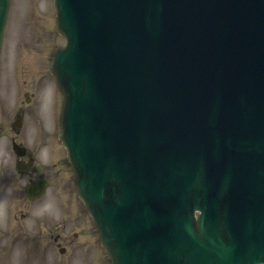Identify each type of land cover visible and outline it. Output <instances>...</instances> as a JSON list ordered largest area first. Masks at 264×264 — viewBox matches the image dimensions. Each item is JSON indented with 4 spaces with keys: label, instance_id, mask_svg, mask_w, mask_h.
Instances as JSON below:
<instances>
[{
    "label": "water",
    "instance_id": "1",
    "mask_svg": "<svg viewBox=\"0 0 264 264\" xmlns=\"http://www.w3.org/2000/svg\"><path fill=\"white\" fill-rule=\"evenodd\" d=\"M55 5L60 138L112 264H264V0Z\"/></svg>",
    "mask_w": 264,
    "mask_h": 264
},
{
    "label": "rangeland",
    "instance_id": "2",
    "mask_svg": "<svg viewBox=\"0 0 264 264\" xmlns=\"http://www.w3.org/2000/svg\"><path fill=\"white\" fill-rule=\"evenodd\" d=\"M25 17L27 31L21 29ZM55 25L54 0H11L4 44L0 50L1 75L7 82L13 81L16 106L23 105L28 110H17L14 117L15 110L3 100L0 117L3 123L10 124L8 129L14 128L17 139L33 150L39 163L38 171L44 172L49 184L43 198L34 202L25 199L24 202L20 194L22 181L15 175V184H18L12 183L14 188L4 193L6 202L11 203L9 208L0 199V264L23 263L18 259L21 250L29 253L27 264H111L94 221L84 211L78 197L75 176L62 161L67 152L57 150L60 146L53 137L60 132L59 118L56 122L54 109L51 114L54 118L50 116L48 102L44 117L37 113L39 97L44 100L50 92H54L53 107L58 108L59 113L62 105L61 91L48 72L54 49L66 41L55 30ZM9 63L14 65L13 70L9 71ZM26 92L31 94L30 102H26ZM17 118L22 119L21 127L12 125ZM8 152V148L0 144V164ZM0 175L4 176L3 172ZM2 184L0 178V189ZM74 207L77 212L78 209L82 212L75 213ZM54 238L58 239L60 246L53 242ZM61 247H65L64 253L60 252Z\"/></svg>",
    "mask_w": 264,
    "mask_h": 264
},
{
    "label": "flooded vegetation",
    "instance_id": "3",
    "mask_svg": "<svg viewBox=\"0 0 264 264\" xmlns=\"http://www.w3.org/2000/svg\"><path fill=\"white\" fill-rule=\"evenodd\" d=\"M5 67H7L8 69L7 65H5ZM13 87H14L13 81L7 82L5 77H2L1 64H0V103L3 100H4V104L5 102H7V104H9L10 109L15 110L14 116L16 117L17 110H20L21 112H25V110L28 109L26 108V106L23 105H21L20 108L16 106V97L12 93ZM8 92H9V96L7 97ZM2 96L4 98H2ZM43 103H44L43 97H39L38 108H40L43 105ZM9 125L10 124H8L7 122L3 123L0 117V144L2 146L4 144V146L9 150V152L6 153V156L3 157V159L1 160V164H0V173L3 172L4 174V176L0 175V178L3 183L0 189V199L4 200V204L7 205L6 206L7 208H9L11 203H9L10 201L6 202L4 198V193H7V191H11V189L14 188L11 184L12 183L15 184V175H17V178L21 179L22 181V186H20V190H21L20 194L22 197V201L26 202L25 201L26 199L28 202H32V200H30L27 195V186L34 181L33 177H35L36 174L38 175V178L36 179L41 178L43 174L42 172L38 173L37 164L39 163L36 162V158L34 157V153L32 152L33 150L26 147L21 141L17 139V134L14 128H9V129L7 128ZM15 146L18 147L20 152H16L14 150ZM24 146L26 147L25 149H23ZM2 191L4 192L2 193ZM5 213L6 214L8 213V209L5 210ZM53 242L58 244V246H60V243L58 242L57 238H54ZM21 253L22 255H20L18 259L24 261L21 264H27L28 256H29L28 251L21 250Z\"/></svg>",
    "mask_w": 264,
    "mask_h": 264
},
{
    "label": "bare ground",
    "instance_id": "4",
    "mask_svg": "<svg viewBox=\"0 0 264 264\" xmlns=\"http://www.w3.org/2000/svg\"><path fill=\"white\" fill-rule=\"evenodd\" d=\"M30 9H32V8H30ZM26 18H27V17H25V20H23L22 23H21V24H23V26H24V27L21 28V29H24V30L27 31V29H28V25H25V24H27V23H26V21H27ZM25 26H26V27H25ZM26 28H27V29H26ZM22 34H23V32H22ZM72 209H73V208H72ZM74 211H75V213L77 212V207H74ZM71 212H72V211H71ZM71 212H70V213H71ZM77 213H79V209H78V212H77Z\"/></svg>",
    "mask_w": 264,
    "mask_h": 264
}]
</instances>
